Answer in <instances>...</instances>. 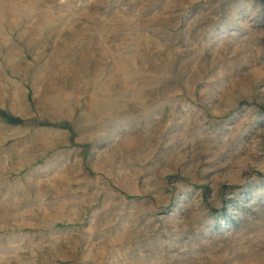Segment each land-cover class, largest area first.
Instances as JSON below:
<instances>
[{
	"label": "rangeland",
	"instance_id": "1",
	"mask_svg": "<svg viewBox=\"0 0 264 264\" xmlns=\"http://www.w3.org/2000/svg\"><path fill=\"white\" fill-rule=\"evenodd\" d=\"M0 264H264V0H0Z\"/></svg>",
	"mask_w": 264,
	"mask_h": 264
}]
</instances>
